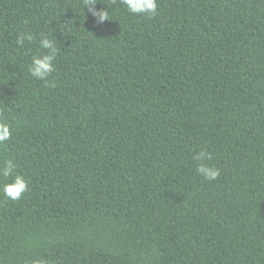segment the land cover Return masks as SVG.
<instances>
[{"label":"trees","instance_id":"obj_1","mask_svg":"<svg viewBox=\"0 0 264 264\" xmlns=\"http://www.w3.org/2000/svg\"><path fill=\"white\" fill-rule=\"evenodd\" d=\"M157 2L0 0V157L30 185L0 194V264H264V0ZM19 31L57 39L51 83Z\"/></svg>","mask_w":264,"mask_h":264},{"label":"clouds","instance_id":"obj_2","mask_svg":"<svg viewBox=\"0 0 264 264\" xmlns=\"http://www.w3.org/2000/svg\"><path fill=\"white\" fill-rule=\"evenodd\" d=\"M118 2L131 15L144 16L150 19L158 14L157 0H118ZM97 3L98 0H82L83 9H87L97 24L110 21L109 8L104 6L101 9H97L95 7ZM23 23L27 25L30 21L25 19ZM56 41L57 39L53 33H51V36L41 33L37 37L32 31L17 32L14 43L18 49H23L27 42L28 44L35 43L40 50L37 53L31 54L27 62V72L32 78L51 83L48 81V77L55 71L54 62L60 51L56 46ZM52 86H55L54 83H52ZM11 135V125L0 119V145L9 141ZM191 158L195 163V172L204 180L215 181L219 178L220 169L206 163V161L213 158L209 151L203 148L198 151L193 149ZM0 160H2V163H0V194L12 202L19 201L30 190L29 180L22 173L16 171L18 165L13 158L0 157ZM27 264H49V262L45 257L41 256L29 259Z\"/></svg>","mask_w":264,"mask_h":264}]
</instances>
